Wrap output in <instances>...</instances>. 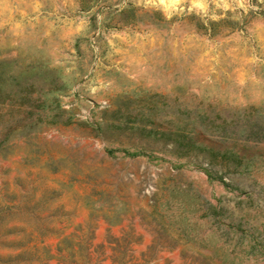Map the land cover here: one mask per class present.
I'll use <instances>...</instances> for the list:
<instances>
[{
  "label": "rangeland",
  "instance_id": "374dc122",
  "mask_svg": "<svg viewBox=\"0 0 264 264\" xmlns=\"http://www.w3.org/2000/svg\"><path fill=\"white\" fill-rule=\"evenodd\" d=\"M0 264H264V0H0Z\"/></svg>",
  "mask_w": 264,
  "mask_h": 264
},
{
  "label": "trees",
  "instance_id": "16d2710c",
  "mask_svg": "<svg viewBox=\"0 0 264 264\" xmlns=\"http://www.w3.org/2000/svg\"><path fill=\"white\" fill-rule=\"evenodd\" d=\"M165 130H161V132L163 133ZM174 134L176 135V138L174 139V142L176 143V146L179 147H184V148H190L192 146L198 145L201 146L204 151H206L207 155L206 156H211L213 155L212 153H216L217 150H214V148L212 147V145L210 144H206L204 143H199L197 142L196 138L194 136L191 135V133L189 132V130L187 131H178L176 130L174 132ZM223 136V135H221ZM173 141V140H172Z\"/></svg>",
  "mask_w": 264,
  "mask_h": 264
}]
</instances>
